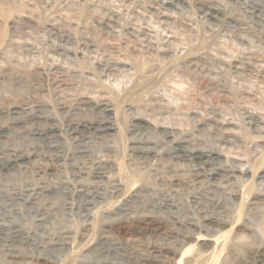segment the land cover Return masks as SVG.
I'll return each mask as SVG.
<instances>
[{"label": "rangeland", "instance_id": "374dc122", "mask_svg": "<svg viewBox=\"0 0 264 264\" xmlns=\"http://www.w3.org/2000/svg\"><path fill=\"white\" fill-rule=\"evenodd\" d=\"M0 138V264H264V0H0Z\"/></svg>", "mask_w": 264, "mask_h": 264}, {"label": "bare ground", "instance_id": "6f19581e", "mask_svg": "<svg viewBox=\"0 0 264 264\" xmlns=\"http://www.w3.org/2000/svg\"><path fill=\"white\" fill-rule=\"evenodd\" d=\"M147 68V67H146ZM146 68L144 67V68H142L141 70H140V72H144V71H147L146 70ZM143 74V73H142ZM161 75V74H160ZM159 76V75H158ZM139 77V76H138ZM142 77V76H141ZM145 78V76H143L142 78H141V80H139V83L141 82V81H143V79ZM140 79V78H139ZM134 86V85H133ZM139 86V85H138ZM138 86L137 87H134V88H138ZM133 88V89H134ZM149 88V87H148ZM130 93V92H129ZM127 96V95H126ZM29 111V110H28ZM105 111H108V109H105ZM111 111V110H110ZM107 120V119H106ZM89 123V122H88ZM84 124V123H83ZM86 124V123H85ZM90 124V123H89ZM95 124V123H94ZM81 125V124H80ZM99 125V124H98ZM103 126V125H102ZM77 127V126H76ZM80 127V126H79ZM94 127V126H93ZM98 127V126H97ZM74 128V127H73ZM84 129V128H83ZM88 129V128H87ZM98 129V128H97ZM110 130V129H112V127H111V124L108 122H106V125L104 126V127H101V128H99V133H101L102 132V134L101 135H103L104 133V131L105 130ZM72 131H74V129L72 130ZM79 131V130H78ZM83 131V130H82ZM33 132H34V130H33ZM40 132V131H39ZM39 132H37V134L39 133ZM85 132V131H84ZM83 132V133H84ZM94 132V131H93ZM93 132H92V134L91 135H93ZM109 132V131H108ZM4 133V132H3ZM28 133V132H27ZM48 133H49V131H48ZM81 133V132H80ZM89 134H90V132H88ZM95 133V132H94ZM45 134H46V132H45ZM75 134V133H74ZM85 134V133H84ZM105 134H107V133H105ZM110 134V133H109ZM2 135V134H1ZM49 135V134H48ZM53 135H54V133H53ZM77 135V134H76ZM101 135H99L98 134V136H101ZM108 135V134H107ZM3 136H4V134H3ZM38 137H40V136H43V133H40V134H38L37 135ZM86 136V135H85ZM89 136V135H88ZM97 136V137H98ZM7 137V136H6ZM51 137V136H50ZM49 137V138H50ZM3 138V137H2ZM2 138H0V140H2ZM32 138V137H31ZM35 138V137H34ZM104 138V137H103ZM4 139V138H3ZM38 139V138H37ZM43 139V138H42ZM82 139V138H81ZM48 147V146H47ZM181 147H178V153L176 154V156L178 157V156H184V155H188V156H191L193 159L194 158H196V160L197 161H199V162H201L202 163V165H203V163L204 162H207L208 161V159L210 158V157H213V156H211L212 154L211 153H207V152H201V151H190V152H186V151H182L181 149H180ZM175 151H176V149H175ZM209 152H211V151H209ZM214 153V152H213ZM181 156L180 157H178V159L180 158L181 159ZM187 159H189V158H187ZM0 160H1V158H0ZM3 160V159H2ZM198 162V163H199ZM2 163V162H1ZM14 163V162H13ZM12 163V164H13ZM2 165H3V163H2ZM201 165V166H202ZM11 166V165H10ZM206 166V165H205ZM6 167V166H5ZM204 167V166H203ZM0 168H2V167H0ZM7 169V168H6ZM203 169V168H202ZM211 172H214V171H211ZM216 172V171H215ZM235 172V171H234ZM209 174V173H208ZM216 174H218V173H216ZM231 176V175H230ZM213 180V179H212ZM85 204V203H84ZM86 204H88V203H86ZM37 207V206H36ZM206 216V215H205ZM205 216H204V218H205ZM2 224H0V226H1ZM3 226V225H2ZM2 226L0 227V230H2ZM207 226V225H206ZM218 226V225H217ZM19 231H20V229H18ZM1 232H3V231H1ZM13 232H16L17 233V230H14ZM13 232H12V236H13ZM19 233V232H18ZM10 234V233H9ZM210 234V233H209ZM213 234V233H212ZM17 235H19V234H17ZM11 236V237H12ZM14 236H16V235H14ZM210 236V235H209ZM208 236V237H209ZM5 237V236H4ZM216 237V236H215ZM218 237V236H217ZM217 237L215 238V239H217ZM14 238V237H13ZM198 239V238H197ZM200 239V238H199ZM18 240V239H17ZM25 240V239H24ZM207 240H209V241H212L211 239H207ZM3 241V240H2ZM219 241V240H218ZM19 242V241H18ZM213 243V248L215 247V246H217V244H218V242L217 241H212ZM220 243V242H219ZM221 244V243H220ZM223 245V244H222ZM211 246H210V248H211ZM222 247V246H221ZM219 248V250H220V247H218ZM223 248V247H222ZM212 249V248H211ZM206 250V249H205ZM213 250V249H212ZM222 250V249H221ZM214 251V250H213ZM217 251V250H216ZM213 255V254H212ZM180 263V262H179ZM227 264V263H226Z\"/></svg>", "mask_w": 264, "mask_h": 264}]
</instances>
